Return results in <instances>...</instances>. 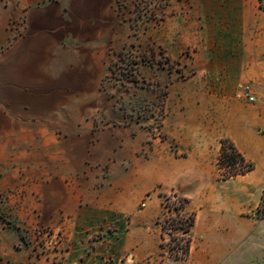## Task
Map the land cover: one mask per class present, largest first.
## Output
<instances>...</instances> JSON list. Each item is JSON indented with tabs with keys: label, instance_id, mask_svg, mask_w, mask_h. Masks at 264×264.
Segmentation results:
<instances>
[{
	"label": "crops",
	"instance_id": "0c3cea01",
	"mask_svg": "<svg viewBox=\"0 0 264 264\" xmlns=\"http://www.w3.org/2000/svg\"><path fill=\"white\" fill-rule=\"evenodd\" d=\"M114 1L19 0L26 28L15 39L14 2L0 0V264H264V0H170L156 38L173 60L188 51V71L168 86L171 141L144 160L101 136L92 143L91 111L74 106L91 102L90 89L60 104L61 85L101 80L81 42L101 35L96 24ZM222 138L254 169L221 179ZM171 192L196 215L179 259L161 247V197ZM41 228L47 249L38 255Z\"/></svg>",
	"mask_w": 264,
	"mask_h": 264
},
{
	"label": "rangeland",
	"instance_id": "374dc122",
	"mask_svg": "<svg viewBox=\"0 0 264 264\" xmlns=\"http://www.w3.org/2000/svg\"><path fill=\"white\" fill-rule=\"evenodd\" d=\"M18 1L13 0V5L8 6L11 16L9 26L15 39L21 37L26 28V13L19 9ZM169 2L170 0H115L104 21L96 24L95 30L98 33L101 30V35L91 45L81 42L82 51L91 52L89 58L92 76L101 74V80L96 83L93 79L92 83L85 86L61 85L60 104L65 103L66 94H77L83 88L92 91L91 102L78 101L74 106L91 111L89 116L93 122V144L101 136L102 141L116 152L135 149V156L144 160L151 150L163 147L165 141H171L163 129L174 101H168V86L171 81L187 75L183 59L188 51H184L183 59L179 57L173 60L160 39L156 38L157 34L161 35L164 31L163 21L170 14L167 11ZM139 7L141 17H138ZM67 66V73L73 75L79 72L77 68H73L72 61ZM188 119L189 122L194 120L190 114ZM183 137L189 140L191 134L186 131ZM154 164L151 166L154 167ZM126 166L130 167V164ZM108 169L107 166L104 174L109 173ZM131 189L134 195H139L142 186L134 183ZM181 197L176 192L162 195L159 222L165 221L170 215L185 216L187 219L189 214L183 212ZM151 207L150 202L149 213ZM166 224L168 228L163 231V251L174 258L176 254L183 256L181 247L186 244L188 235L181 228H174L173 222L168 221ZM170 246L175 247V251H170Z\"/></svg>",
	"mask_w": 264,
	"mask_h": 264
},
{
	"label": "trees",
	"instance_id": "16d2710c",
	"mask_svg": "<svg viewBox=\"0 0 264 264\" xmlns=\"http://www.w3.org/2000/svg\"><path fill=\"white\" fill-rule=\"evenodd\" d=\"M168 1V0H164ZM138 17H141V7L138 9ZM167 95V94H166ZM165 103V101H164ZM218 166L221 170V179L227 180L234 176L248 173L249 171L254 169V164L246 159V157L238 150L234 142L229 138H222L221 139V152L218 158ZM189 201L188 198L181 197L180 202L185 207L186 203ZM259 216L264 217V192L262 197L261 206L258 210ZM195 212L190 213L186 219V217L180 216H167L165 221L160 222L162 225V230L165 231L167 227V222H173V226L176 229H182L187 235L188 238L186 239V244L181 247L183 256H179L176 254V258H184L188 256L191 249V238L189 233L191 228L195 223ZM186 221V222H185ZM161 247L163 248V244L161 243ZM170 251H175V247L170 246Z\"/></svg>",
	"mask_w": 264,
	"mask_h": 264
},
{
	"label": "built area",
	"instance_id": "2783aa9c",
	"mask_svg": "<svg viewBox=\"0 0 264 264\" xmlns=\"http://www.w3.org/2000/svg\"><path fill=\"white\" fill-rule=\"evenodd\" d=\"M244 95L250 102L255 101V96L252 93L250 86H245ZM38 234L39 235L35 243L34 252L35 254L39 255L45 252V250L47 249V244H46L47 241H46L45 235L48 234V230L46 228H41V230L38 231Z\"/></svg>",
	"mask_w": 264,
	"mask_h": 264
}]
</instances>
